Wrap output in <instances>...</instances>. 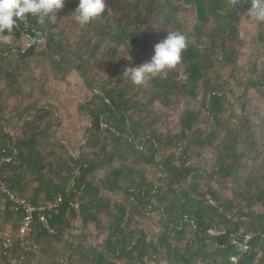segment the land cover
Masks as SVG:
<instances>
[{"label": "trees", "instance_id": "16d2710c", "mask_svg": "<svg viewBox=\"0 0 264 264\" xmlns=\"http://www.w3.org/2000/svg\"><path fill=\"white\" fill-rule=\"evenodd\" d=\"M77 3L0 40V182L36 207L21 232L0 191V264H264V23L250 0H106L85 26ZM167 31L187 37L181 62L132 83L125 68ZM70 115L82 140L58 132Z\"/></svg>", "mask_w": 264, "mask_h": 264}, {"label": "clouds", "instance_id": "9594fccd", "mask_svg": "<svg viewBox=\"0 0 264 264\" xmlns=\"http://www.w3.org/2000/svg\"><path fill=\"white\" fill-rule=\"evenodd\" d=\"M237 2V0H236ZM64 0H0V40L10 42L14 28L29 15L44 24L54 23ZM106 8V0H78L74 18L80 26H85L101 16ZM257 24L264 23V0H250L246 13ZM187 46V37L180 32L167 31L166 36L153 45L151 57L134 66L126 67L124 73L136 85H144L151 77L172 69L181 62L182 52ZM131 61L128 49L123 55Z\"/></svg>", "mask_w": 264, "mask_h": 264}, {"label": "built area", "instance_id": "2783aa9c", "mask_svg": "<svg viewBox=\"0 0 264 264\" xmlns=\"http://www.w3.org/2000/svg\"><path fill=\"white\" fill-rule=\"evenodd\" d=\"M9 159H10L9 156L1 155L0 164L3 161L9 160ZM0 191L5 194L6 199L12 203V205L15 207V209L22 208L24 210L25 214H24V218L21 221L20 231L21 232L28 231L30 229V224L32 222V214H33V211L36 209V207H34L32 204H30L26 199L22 198L20 195L12 192L9 189L7 183H5L3 181L0 182ZM60 200H61L60 197L56 198L57 202H59ZM57 202H50L45 207H40V208L52 209L57 204ZM40 208H39V210H40ZM40 219L43 222L46 221V219L43 215H41ZM149 264H152V261H150Z\"/></svg>", "mask_w": 264, "mask_h": 264}, {"label": "rangeland", "instance_id": "374dc122", "mask_svg": "<svg viewBox=\"0 0 264 264\" xmlns=\"http://www.w3.org/2000/svg\"><path fill=\"white\" fill-rule=\"evenodd\" d=\"M178 16H182L185 23H187L188 25H186V27L188 26L190 29H191V25L192 24V21L193 19H191V14H189V11H184V12H181V13H178L177 14ZM171 28V27H169ZM194 39V37H193ZM12 104V103H11ZM12 109L10 106L6 105L4 107V109H2V113L5 115V116H10L12 113ZM9 119V117L7 118ZM14 121V120H13ZM62 127L58 128V132L59 133H63L64 135H66L71 141L75 142L77 140H82L84 137H85V134L83 132V128L82 126L79 125V122L75 120L74 116L72 117V115L70 116H67L64 120L62 119ZM88 122V119H84V121L82 123H87ZM61 129V130H60ZM174 130H175V127H174ZM211 204H216V202H214L213 200L210 201ZM73 224H75L76 222H72Z\"/></svg>", "mask_w": 264, "mask_h": 264}, {"label": "crops", "instance_id": "0c3cea01", "mask_svg": "<svg viewBox=\"0 0 264 264\" xmlns=\"http://www.w3.org/2000/svg\"><path fill=\"white\" fill-rule=\"evenodd\" d=\"M161 264H166V263L164 262V263H161Z\"/></svg>", "mask_w": 264, "mask_h": 264}]
</instances>
